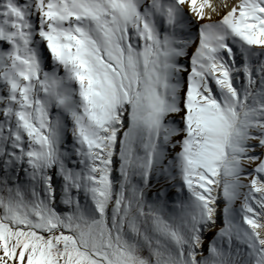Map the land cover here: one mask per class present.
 Segmentation results:
<instances>
[{"label": "snow or ice", "instance_id": "6c2138e0", "mask_svg": "<svg viewBox=\"0 0 264 264\" xmlns=\"http://www.w3.org/2000/svg\"><path fill=\"white\" fill-rule=\"evenodd\" d=\"M0 264H264V0H0Z\"/></svg>", "mask_w": 264, "mask_h": 264}]
</instances>
